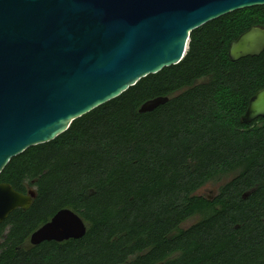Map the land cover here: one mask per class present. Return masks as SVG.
Listing matches in <instances>:
<instances>
[{"label":"trees","instance_id":"16d2710c","mask_svg":"<svg viewBox=\"0 0 264 264\" xmlns=\"http://www.w3.org/2000/svg\"><path fill=\"white\" fill-rule=\"evenodd\" d=\"M251 26L264 27V5L191 31L179 63L13 157L0 182L36 197L0 223V264H264V117L241 122L264 87V52L228 54ZM157 96L169 100L139 112ZM230 172L214 196L197 194ZM62 208L80 215L86 234L30 244Z\"/></svg>","mask_w":264,"mask_h":264},{"label":"water","instance_id":"95a60500","mask_svg":"<svg viewBox=\"0 0 264 264\" xmlns=\"http://www.w3.org/2000/svg\"><path fill=\"white\" fill-rule=\"evenodd\" d=\"M264 0H0V173L13 157L47 143L71 123L118 97L140 79L176 65L191 31ZM264 52V27L233 40L232 61ZM169 100H146L139 112ZM264 117V87L249 100L241 122ZM36 197L0 182V223ZM84 220L62 208L29 237L80 239Z\"/></svg>","mask_w":264,"mask_h":264},{"label":"rangeland","instance_id":"374dc122","mask_svg":"<svg viewBox=\"0 0 264 264\" xmlns=\"http://www.w3.org/2000/svg\"><path fill=\"white\" fill-rule=\"evenodd\" d=\"M235 175V172H230L224 175H221L217 177L216 179L207 182L198 192L197 194L212 197L217 192L220 186L225 184L227 181H229L233 176ZM201 218L200 215H194L191 218H189L187 221H185L182 226L188 227L192 225L193 223L197 222ZM5 234V233H4Z\"/></svg>","mask_w":264,"mask_h":264},{"label":"flooded vegetation","instance_id":"af4514ba","mask_svg":"<svg viewBox=\"0 0 264 264\" xmlns=\"http://www.w3.org/2000/svg\"><path fill=\"white\" fill-rule=\"evenodd\" d=\"M52 216H53V215H52ZM52 216H51V217H52ZM51 217H50V218H51ZM4 235H5V234L3 233L2 237H4ZM2 241H3V238L0 237V245H1ZM0 250H1V249H0ZM156 264H162V263H156Z\"/></svg>","mask_w":264,"mask_h":264}]
</instances>
